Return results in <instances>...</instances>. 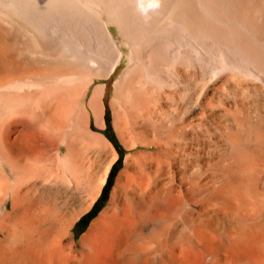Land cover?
Here are the masks:
<instances>
[{
	"label": "bare ground",
	"instance_id": "6f19581e",
	"mask_svg": "<svg viewBox=\"0 0 264 264\" xmlns=\"http://www.w3.org/2000/svg\"><path fill=\"white\" fill-rule=\"evenodd\" d=\"M0 264H264V0H0Z\"/></svg>",
	"mask_w": 264,
	"mask_h": 264
},
{
	"label": "rangeland",
	"instance_id": "374dc122",
	"mask_svg": "<svg viewBox=\"0 0 264 264\" xmlns=\"http://www.w3.org/2000/svg\"><path fill=\"white\" fill-rule=\"evenodd\" d=\"M7 24L8 23L5 24L4 29H16V27L13 26L10 22H9L8 25ZM110 28L113 30L115 36L117 38H119V33H118L117 26L114 25V24L113 25L111 24L110 25ZM23 29H28V28L26 26H23ZM126 65H127V61L124 59V62L122 64V66H120L119 69H118V71L112 76V78L110 80H108L109 81L107 83V92L108 93H107V95L105 97V104H106L105 115H108L107 117L105 116L106 117V127L104 129H98L97 130V132H99L101 134H104L108 139H110V142L113 143V145L115 146V148L118 146L116 149L119 152V157L117 158V160L115 161V163L122 157V162L120 164V167L121 168L117 172L115 178L113 179V185L109 189V192H108V200L104 204H103V202L100 203V206H103L102 209L97 214V216L94 217L88 224L86 222L80 223V221H81V219L86 214H88L92 210V208L94 207L95 203L100 199V197L102 196L103 190H104V188H105L106 185H104L103 187H100V191H98V193L96 194L97 196L95 197V201L94 202L92 201V203H91V201H90V198H91V194L92 193L90 191H86V192H84L82 194V198L83 199L82 198L80 200L77 199L76 201H78V202H75V201L72 200L71 203H69L68 208L65 207V209L67 208V210L71 213V215L75 217L74 222H73V225H72L71 233H72L73 239L77 243H80V241L83 238V236H85L89 232V229L92 227L93 222L96 221L101 216L102 212H104V210L110 205L114 187L117 184V181H118V178L120 176V173L126 167L125 166L126 156L128 154L134 152V151L137 152L139 150L140 151L141 150H145L144 148L143 149L142 148H137V149H132V150L128 149L126 147V145L123 144L124 142H121L122 137L120 136L119 130H118L117 126H116V111H115V108H114V105H113V99H114V95H115V83L121 77L120 75H122L124 69L126 68ZM199 113H200V117H203L204 111H200L199 110ZM127 118L128 117L122 115L121 123H122L123 127H125V135L124 136L128 138V137H131V135H132L131 130L133 131V128H132L133 127V124L130 121L126 120ZM105 130H107V131H105ZM120 137H121V139H120ZM161 174L162 173H160V175ZM163 177H167V176L166 175L165 176L163 175ZM108 179H109V177H108ZM86 198L88 200H86ZM82 201H83V203H82ZM88 201L90 202V204H88L89 203ZM58 202L61 203V200H59ZM81 204H83V205H81ZM86 204H88V208L86 210H84L82 213H80V211L83 210V208H85V205ZM64 206H67V205L65 204Z\"/></svg>",
	"mask_w": 264,
	"mask_h": 264
},
{
	"label": "trees",
	"instance_id": "16d2710c",
	"mask_svg": "<svg viewBox=\"0 0 264 264\" xmlns=\"http://www.w3.org/2000/svg\"><path fill=\"white\" fill-rule=\"evenodd\" d=\"M121 162H122V157L114 164V166H113V168L111 170L109 179L107 181V184H106V186H105V188L103 190L102 196L95 203V205L92 208V210L81 219L80 223L86 222L88 224L100 212V210L103 207V206H100V203L103 202V204H104L108 200V192H109V189L112 187V185H113V179L115 178L117 172L121 168L120 167Z\"/></svg>",
	"mask_w": 264,
	"mask_h": 264
}]
</instances>
